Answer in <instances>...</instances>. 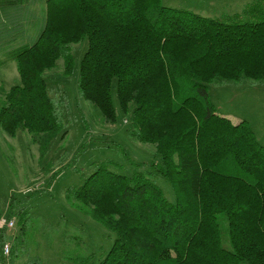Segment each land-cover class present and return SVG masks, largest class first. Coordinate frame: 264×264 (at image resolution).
I'll use <instances>...</instances> for the list:
<instances>
[{"label":"trees","instance_id":"1","mask_svg":"<svg viewBox=\"0 0 264 264\" xmlns=\"http://www.w3.org/2000/svg\"><path fill=\"white\" fill-rule=\"evenodd\" d=\"M45 2L38 38L13 51L20 82L4 96L2 128L13 137L28 131L42 154L48 152L64 120L47 72L63 59L72 73L73 46L87 40L80 94L113 124L115 87L131 138L155 146V159L146 163L110 141L134 172L113 170L118 165L110 159L67 191L68 202L115 240L99 262L70 256L63 264H264V146L247 121L218 113L208 87L264 83V0L213 19L163 0ZM156 179L171 186L173 201ZM27 202L13 198L0 222ZM8 229L0 225L2 259ZM24 230L12 255L29 252ZM24 264L42 260L27 257Z\"/></svg>","mask_w":264,"mask_h":264},{"label":"rangeland","instance_id":"2","mask_svg":"<svg viewBox=\"0 0 264 264\" xmlns=\"http://www.w3.org/2000/svg\"><path fill=\"white\" fill-rule=\"evenodd\" d=\"M45 1L40 0L38 6L28 4L40 11L38 16L34 15L38 17L37 24L36 17L30 18L35 23L33 31L24 21H8L9 10L22 6L19 0L12 6L0 0V108L7 91L20 82L13 51L31 45L38 38L45 20ZM254 1L163 0V3L213 19L242 13ZM4 30L9 36L3 35ZM87 49V40L74 44L72 73L66 72L63 59H59L56 69L47 72L46 82L63 116L65 133L57 135L46 154H42L39 143L28 131L21 130L13 137L0 125V211L7 213L15 197L28 200L17 204L16 215L10 219L15 225L6 230L7 242L12 247L14 238L25 226V241L30 247L28 254L15 256L10 251L3 259L0 251V264H24L27 257H39L42 264H63L70 256L90 255L99 262L114 244L115 234L74 208L68 202L67 191L81 185L102 162L110 159L118 165L111 167L113 170L127 175L134 172L133 164L110 141L120 144L135 161L148 163L155 159L153 144L137 142L129 135L131 121L121 111L115 87L112 96L117 121L113 124H105L97 106L80 94V64ZM208 87L218 113L234 122L247 121L264 146V83H213ZM53 174L59 175L50 182ZM156 183L173 201L171 186L162 179H156Z\"/></svg>","mask_w":264,"mask_h":264},{"label":"crops","instance_id":"3","mask_svg":"<svg viewBox=\"0 0 264 264\" xmlns=\"http://www.w3.org/2000/svg\"><path fill=\"white\" fill-rule=\"evenodd\" d=\"M5 3H7L8 5H14L13 3H15V1L17 0H4ZM21 2L22 6H17L14 7L13 10H9V15L8 17L10 19H12L13 21L17 22V21H24L25 22V26L27 28L31 30H34V25L35 23H31V19L30 18H34L36 17V21L38 20V14L40 11H38L37 9H32V6H28L29 5H36L38 6L40 4V0H19ZM2 3V1H1ZM46 3V2H45ZM16 4V3H15ZM25 5V6H23ZM37 15V16H34ZM23 28V26H22Z\"/></svg>","mask_w":264,"mask_h":264},{"label":"built area","instance_id":"4","mask_svg":"<svg viewBox=\"0 0 264 264\" xmlns=\"http://www.w3.org/2000/svg\"><path fill=\"white\" fill-rule=\"evenodd\" d=\"M0 225H1V227L4 226V225H7L8 228H12L15 225V222H14V220H10V221L7 222L6 219H2L1 222H0ZM10 251H11V244L7 242L5 244V249H4L5 256L6 255L9 256Z\"/></svg>","mask_w":264,"mask_h":264}]
</instances>
